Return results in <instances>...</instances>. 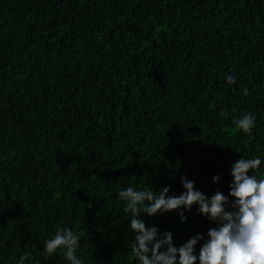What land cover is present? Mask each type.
Wrapping results in <instances>:
<instances>
[{"label":"trees","instance_id":"obj_1","mask_svg":"<svg viewBox=\"0 0 264 264\" xmlns=\"http://www.w3.org/2000/svg\"><path fill=\"white\" fill-rule=\"evenodd\" d=\"M242 157L264 177V0H0V264H69L57 227L83 264H138L119 191L228 196ZM198 207L141 218L179 247L216 226Z\"/></svg>","mask_w":264,"mask_h":264},{"label":"clouds","instance_id":"obj_2","mask_svg":"<svg viewBox=\"0 0 264 264\" xmlns=\"http://www.w3.org/2000/svg\"><path fill=\"white\" fill-rule=\"evenodd\" d=\"M228 84H235L233 75L227 76ZM244 95H249L247 88ZM255 115L242 114L233 119V124L244 133L250 134L255 126ZM262 164L260 157H242L232 165L233 182L229 195L217 191L211 197L196 190L195 182L181 178L185 191L180 195H170V186L158 191L131 186L119 191V199L125 204V215L131 213L130 229L136 233L131 252L138 264H264V177L249 173L258 172ZM219 176L213 181L218 183ZM234 198V200L229 199ZM198 205V213L215 222L207 239L197 233L183 245L174 244L173 234L163 233L156 226L149 227L141 218L144 214L155 217L181 208L190 211ZM230 205V210L226 206ZM181 222H186L184 212H180ZM81 236L70 228L57 227L54 235L45 241L44 254L52 256L62 250L69 264H83L77 256ZM203 241L197 254L196 247ZM31 256L23 253L18 264H25Z\"/></svg>","mask_w":264,"mask_h":264}]
</instances>
